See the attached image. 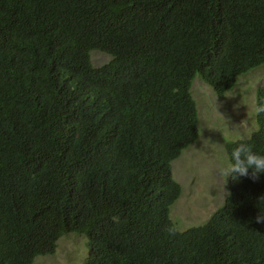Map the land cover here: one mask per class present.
Returning a JSON list of instances; mask_svg holds the SVG:
<instances>
[{"label": "trees", "instance_id": "obj_1", "mask_svg": "<svg viewBox=\"0 0 264 264\" xmlns=\"http://www.w3.org/2000/svg\"><path fill=\"white\" fill-rule=\"evenodd\" d=\"M263 65L264 0H0V264L71 233L83 264H264V174L229 178L201 226L170 218L171 164L198 139L194 79L223 99ZM256 122L244 142L264 155Z\"/></svg>", "mask_w": 264, "mask_h": 264}, {"label": "rangeland", "instance_id": "obj_2", "mask_svg": "<svg viewBox=\"0 0 264 264\" xmlns=\"http://www.w3.org/2000/svg\"><path fill=\"white\" fill-rule=\"evenodd\" d=\"M94 67H101L110 57L91 52ZM264 86V65L239 76L224 98L199 77L191 86L196 101L199 125L198 139L189 145L171 164L174 180L181 186V195L170 210V218L180 232L205 224L229 195L228 182L219 169L228 163L225 146L228 142L249 139L258 130L256 93ZM86 235L68 234L57 242L54 253L37 257L32 264H83L89 255Z\"/></svg>", "mask_w": 264, "mask_h": 264}, {"label": "clouds", "instance_id": "obj_3", "mask_svg": "<svg viewBox=\"0 0 264 264\" xmlns=\"http://www.w3.org/2000/svg\"><path fill=\"white\" fill-rule=\"evenodd\" d=\"M255 111L257 114L264 113V104L257 105ZM218 171L219 175L226 179V182L229 178L238 180L240 177H248L255 182L261 174H264V155L254 152L252 147L241 137L231 152L227 165ZM256 222H264V214L259 215ZM169 231L174 233V229H169Z\"/></svg>", "mask_w": 264, "mask_h": 264}]
</instances>
